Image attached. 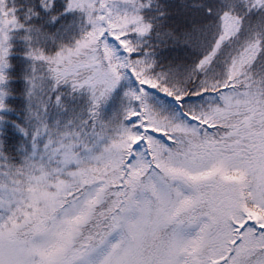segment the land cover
Segmentation results:
<instances>
[{"label": "snow or ice", "instance_id": "6c2138e0", "mask_svg": "<svg viewBox=\"0 0 264 264\" xmlns=\"http://www.w3.org/2000/svg\"><path fill=\"white\" fill-rule=\"evenodd\" d=\"M0 264H264V0H0Z\"/></svg>", "mask_w": 264, "mask_h": 264}]
</instances>
